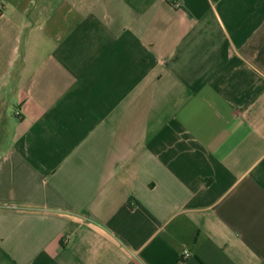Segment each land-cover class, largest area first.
I'll list each match as a JSON object with an SVG mask.
<instances>
[{
	"label": "crops",
	"instance_id": "crops-1",
	"mask_svg": "<svg viewBox=\"0 0 264 264\" xmlns=\"http://www.w3.org/2000/svg\"><path fill=\"white\" fill-rule=\"evenodd\" d=\"M0 264H264V0H0Z\"/></svg>",
	"mask_w": 264,
	"mask_h": 264
},
{
	"label": "built area",
	"instance_id": "built-area-1",
	"mask_svg": "<svg viewBox=\"0 0 264 264\" xmlns=\"http://www.w3.org/2000/svg\"><path fill=\"white\" fill-rule=\"evenodd\" d=\"M175 4L178 6L180 3H179V1H176V3H175Z\"/></svg>",
	"mask_w": 264,
	"mask_h": 264
}]
</instances>
